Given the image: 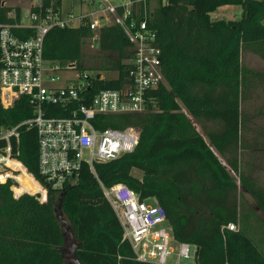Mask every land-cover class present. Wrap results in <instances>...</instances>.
<instances>
[{
	"label": "trees",
	"instance_id": "trees-1",
	"mask_svg": "<svg viewBox=\"0 0 264 264\" xmlns=\"http://www.w3.org/2000/svg\"><path fill=\"white\" fill-rule=\"evenodd\" d=\"M41 1L45 6L50 0ZM1 2L0 22L12 21L8 11L15 8L18 15L20 7ZM231 4L241 7L237 19L210 18V12ZM146 6L165 79L148 92L153 109L96 114L91 120L97 129L138 127L137 145L94 162L93 171L83 163L62 197L48 189L44 202L29 194L14 198L12 180L0 183V264H68L61 255L64 237L55 211L60 198L81 264H153L136 259L122 239V227L101 188L115 183L164 209L174 239L196 246L193 264H264V182L255 173L260 166L257 150L264 153V133L256 129L252 138H245L250 117L242 111L243 101L264 82V72L242 63L245 51L264 60V0H154ZM15 32L23 37L33 33L28 28ZM94 36L97 67L117 75L92 80L90 94L128 80L132 43L123 25L104 23L91 29L84 18L75 26H52L42 46L46 59L80 64L86 60L83 43L88 39L91 45ZM32 116L24 95L8 108L0 103V127ZM5 144L0 139V148ZM12 153L41 180L33 127L20 128ZM246 153L250 159L244 158ZM230 222L236 229L226 227Z\"/></svg>",
	"mask_w": 264,
	"mask_h": 264
},
{
	"label": "built area",
	"instance_id": "built-area-1",
	"mask_svg": "<svg viewBox=\"0 0 264 264\" xmlns=\"http://www.w3.org/2000/svg\"><path fill=\"white\" fill-rule=\"evenodd\" d=\"M81 1L92 4L94 13L65 10L62 0L60 4L50 0L45 6L41 0H30L26 18L21 8L18 15L12 8L7 13L12 21L0 22V103L8 108L24 95L33 108L32 117L11 127H0V139L6 142L0 148V183L11 179V190L16 171H8L10 166L6 162L12 160L22 165L12 153V141L18 143L22 126L33 127L37 133L41 180L29 174L41 192L35 197L40 202L47 200L48 189L60 192L74 183L83 163L93 171L94 162L132 151L139 139L138 127L97 129L91 120L96 114L148 112L153 109L148 92L165 83L156 33L148 25L146 4L154 0ZM1 3L7 5L4 0ZM84 18L89 19L91 29L102 25L101 19L103 24L118 22L123 25L132 43V54L127 60L128 80L122 86L100 88L90 94L92 80L110 76L75 60L63 62L43 57V37L49 28L75 26ZM27 28L33 31L29 36L15 32ZM104 71L115 73L112 77L117 75L116 71ZM182 110L186 113L184 108ZM60 112L67 114H52ZM101 188L122 227V239L128 241L136 259L169 264L167 257L174 249L177 250L175 264L179 258H195L196 246L174 239L164 209L154 200L140 199L124 183L101 185ZM13 194L17 198L18 193ZM226 227L236 229L231 222Z\"/></svg>",
	"mask_w": 264,
	"mask_h": 264
},
{
	"label": "rangeland",
	"instance_id": "rangeland-1",
	"mask_svg": "<svg viewBox=\"0 0 264 264\" xmlns=\"http://www.w3.org/2000/svg\"><path fill=\"white\" fill-rule=\"evenodd\" d=\"M7 5L16 6L18 5L23 13V17H27L28 7L30 0H4ZM68 0H63V5L65 6ZM153 3V2H152ZM241 7L240 5H224L219 6L212 12H210V18L215 19L217 17H221L223 19H237L240 15ZM83 51L86 53L84 56L86 57L85 64L88 66L89 69H94L99 71L100 73L104 74L105 76H110L111 78L115 75V73L106 72L105 69L98 68L97 65L99 64L98 55L94 51V48L90 45V40H85L83 43ZM242 63L243 65L249 67L250 69L258 70L264 72V60L260 59L258 56L252 54L249 51H245L242 54ZM253 96L251 99L243 101L242 103V111L249 115L250 120L247 123V126L250 127L249 130L244 131V136L247 139L252 138L255 135V130L260 129L264 133V82L261 81L259 83L258 88L253 91ZM261 140V138H258ZM262 150H257L256 156L258 159L259 165L258 168H255V173L262 179L264 182V153H261ZM247 155V156H246ZM250 153H246L244 158L250 159ZM8 171H11V168L7 167ZM247 170V168H246ZM133 173L138 175L136 170H133ZM15 174V173H13ZM249 204L253 205L252 199L247 196ZM261 215V214H260ZM262 217V216H261ZM263 221L264 218L262 217ZM176 252L177 250L174 249V252L171 253L167 257V262L169 264L176 263ZM194 258H179L178 264H193Z\"/></svg>",
	"mask_w": 264,
	"mask_h": 264
},
{
	"label": "water",
	"instance_id": "water-1",
	"mask_svg": "<svg viewBox=\"0 0 264 264\" xmlns=\"http://www.w3.org/2000/svg\"><path fill=\"white\" fill-rule=\"evenodd\" d=\"M103 19H101V23L103 24ZM98 46V38L93 37L92 39V47L96 48ZM64 194V189L60 191V196ZM56 211V218L61 223V228L63 230V237H64V243L61 248V255L65 260H67L69 263L74 264H81L79 259L75 256V250L77 248V243L72 239V233L69 230V225L67 224V221L65 217L63 216L62 212V200L59 199V202L55 208Z\"/></svg>",
	"mask_w": 264,
	"mask_h": 264
},
{
	"label": "bare ground",
	"instance_id": "bare-ground-1",
	"mask_svg": "<svg viewBox=\"0 0 264 264\" xmlns=\"http://www.w3.org/2000/svg\"><path fill=\"white\" fill-rule=\"evenodd\" d=\"M6 164L10 166L11 169H13V166L17 167V170L15 174H13V185L11 186V194L14 197L17 194V198L23 194H29L34 197H39L41 195L40 190H38V186L36 182L32 179L30 174L25 170L23 167H21L20 164H18L16 161L7 160Z\"/></svg>",
	"mask_w": 264,
	"mask_h": 264
},
{
	"label": "crops",
	"instance_id": "crops-1",
	"mask_svg": "<svg viewBox=\"0 0 264 264\" xmlns=\"http://www.w3.org/2000/svg\"><path fill=\"white\" fill-rule=\"evenodd\" d=\"M62 6L65 10H71L74 12H80V11H89L94 13V7L92 4L84 3L81 0H68L66 5H63V0H62ZM224 6V5H223ZM97 7H99V4L97 3ZM219 8V7H218ZM91 10V11H90ZM215 19H221V17H217ZM96 37V36H95ZM93 39V38H92ZM197 129V131L207 140L205 134L203 133L202 129L200 128L199 125L196 123H193ZM224 163V162H223ZM138 175L141 174L140 171L136 170Z\"/></svg>",
	"mask_w": 264,
	"mask_h": 264
},
{
	"label": "flooded vegetation",
	"instance_id": "flooded-vegetation-1",
	"mask_svg": "<svg viewBox=\"0 0 264 264\" xmlns=\"http://www.w3.org/2000/svg\"><path fill=\"white\" fill-rule=\"evenodd\" d=\"M67 262H68V261H67ZM68 264H74V263H72V262H71V263H69V262H68Z\"/></svg>",
	"mask_w": 264,
	"mask_h": 264
}]
</instances>
